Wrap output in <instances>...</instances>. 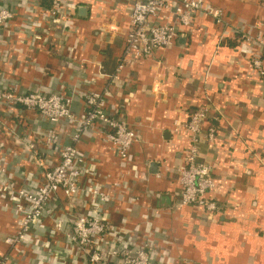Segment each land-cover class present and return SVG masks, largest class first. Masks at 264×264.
<instances>
[{
  "label": "crops",
  "instance_id": "crops-1",
  "mask_svg": "<svg viewBox=\"0 0 264 264\" xmlns=\"http://www.w3.org/2000/svg\"><path fill=\"white\" fill-rule=\"evenodd\" d=\"M72 2L73 26L65 37L56 30L57 56L38 48L47 26L40 17H32L40 27L28 24L30 36L15 35V51L0 55V80L22 92L72 94L71 108L77 115L84 112L85 94L107 90L106 113L135 132L132 160L124 166L111 145L90 131L77 145L86 179L115 197L103 204L102 217L109 227L106 244L129 247L133 241L144 242L152 264H264V89L250 59L259 55L264 67V45L249 40L264 27V7L255 0H210L222 11L221 25L200 19L186 37L110 80L128 28V0ZM28 3L0 0V7L22 13ZM42 5L45 8L46 3ZM9 32L5 29V38ZM236 35L242 38L239 43L233 41ZM223 39L233 47L222 45ZM36 44L37 49H31ZM66 45L73 48V55L63 50ZM200 107L210 109L207 125L216 129L215 141L200 145V161L211 165L216 181L209 195L219 207L214 214L177 206L187 141L174 129ZM24 117L16 134L8 130L5 137V163L11 175L34 190L40 173L35 162L42 158L51 165L58 146L32 152L30 144L51 124L34 113ZM17 122L8 118V128ZM57 132L56 143L70 142L71 130L65 123ZM90 205L85 200L55 199L48 207L61 215L66 228L75 215L90 213ZM14 227L11 214L0 209V250L2 239ZM50 228L48 223L34 229L43 242L42 255L34 264H86L77 258L69 262L63 239L52 236ZM26 259L21 264H30L31 258Z\"/></svg>",
  "mask_w": 264,
  "mask_h": 264
},
{
  "label": "built area",
  "instance_id": "built-area-1",
  "mask_svg": "<svg viewBox=\"0 0 264 264\" xmlns=\"http://www.w3.org/2000/svg\"><path fill=\"white\" fill-rule=\"evenodd\" d=\"M255 1L264 7V0ZM43 2L46 3L45 8ZM127 3L130 9L128 28L123 35L115 70L108 76L110 80H118L129 65L148 59L157 51L174 45L179 38L186 37L200 19H210L216 25H221L223 21L222 11L209 0H128ZM73 15L72 0H29L22 13L0 7V55L8 57L14 52L13 46L17 43L15 35H29L28 24L34 25V29L39 28L40 24L32 21V17H36V20L40 17L42 25L45 22L47 28L39 37L38 48L42 46L53 56L50 45L59 48L56 30H60L65 37L67 29L74 24ZM5 29L12 35L8 33L5 38ZM249 40L264 45V27L261 33ZM26 41L28 43L30 39L27 37ZM31 49L36 50L37 44ZM64 49L73 55V48L66 45ZM250 59L264 89L262 60L259 55ZM30 61L34 62L33 59ZM107 94V90L85 94L82 99L84 112L77 115L71 108L74 101L72 94L40 90L22 92L0 80V178H5V182H0V209L8 211L15 223L14 232L1 241L0 264H16V261L21 264L20 261L26 258V262L31 258L30 264H34L43 250L42 235L35 233L34 229L45 227L48 223L52 236L60 235L63 239L69 262L77 258L86 264H152L149 247L144 242L134 245L133 241L129 247L106 244L109 227L102 217L103 204L115 197L101 186L90 183L80 166L83 160L77 145L89 131L103 143L111 145L122 166L132 160L135 132L122 119L106 113L104 99ZM209 110L200 107L189 113L183 125H175L174 132L185 134L187 141L183 165L179 169L180 195L177 206H195L206 214H214L219 212V207L209 197L216 187L213 169L200 161V145L212 144L216 137V129L207 125L211 116ZM28 113L37 114L51 124L38 141L33 140L30 144L34 150L32 152L40 147L49 150L56 144L58 146L56 161L51 165H47L42 158H35L38 159L35 164L40 168V173L36 176L34 190L27 186L25 180L19 181L11 175L3 148L5 137L10 133L16 134V128L23 126L24 115ZM8 118L20 122L8 128ZM61 123L71 130L70 142L66 144L56 143L57 128ZM26 135H30V132L27 131ZM13 167L20 168L21 165L14 163ZM55 199L64 202L85 200L91 203L90 213L75 215L70 225L64 228L61 215L48 207Z\"/></svg>",
  "mask_w": 264,
  "mask_h": 264
},
{
  "label": "trees",
  "instance_id": "trees-1",
  "mask_svg": "<svg viewBox=\"0 0 264 264\" xmlns=\"http://www.w3.org/2000/svg\"><path fill=\"white\" fill-rule=\"evenodd\" d=\"M210 1V0H209ZM242 40V38H240V36L239 35H236L235 36V38L233 39V41L234 42H240ZM221 42V44L223 45V44H225L226 42H227V39H223L222 41H220ZM226 44H229V45H231L232 47H233V44L231 43V42H228V43H226ZM50 51L52 52V54H53V56L55 57V56H57V53H59L60 51H58L56 48H54V47H52L51 45H50ZM192 111V110H191Z\"/></svg>",
  "mask_w": 264,
  "mask_h": 264
},
{
  "label": "water",
  "instance_id": "water-1",
  "mask_svg": "<svg viewBox=\"0 0 264 264\" xmlns=\"http://www.w3.org/2000/svg\"><path fill=\"white\" fill-rule=\"evenodd\" d=\"M82 12H85L84 9H80V13H82ZM151 167H154V165L151 166Z\"/></svg>",
  "mask_w": 264,
  "mask_h": 264
},
{
  "label": "rangeland",
  "instance_id": "rangeland-1",
  "mask_svg": "<svg viewBox=\"0 0 264 264\" xmlns=\"http://www.w3.org/2000/svg\"><path fill=\"white\" fill-rule=\"evenodd\" d=\"M45 255H47V254H44V255L42 256V258H44V257H45Z\"/></svg>",
  "mask_w": 264,
  "mask_h": 264
}]
</instances>
